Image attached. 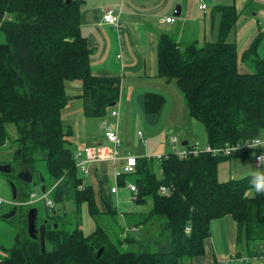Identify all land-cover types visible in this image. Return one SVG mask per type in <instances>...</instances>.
<instances>
[{"label": "trees", "instance_id": "obj_1", "mask_svg": "<svg viewBox=\"0 0 264 264\" xmlns=\"http://www.w3.org/2000/svg\"><path fill=\"white\" fill-rule=\"evenodd\" d=\"M83 4L84 0H0V30L6 35V42L0 43V151L12 149L9 159L0 163L12 165L5 174L21 190L22 201L32 192L18 174L29 171L34 180L38 175L46 192L52 189L55 202H71L76 212L86 204L97 226L86 235L80 218L69 230L60 225L62 216L54 206L46 205L43 253L40 238L29 234L24 205H18L17 214L7 220L20 228L0 264H184L206 254L212 221L226 216L237 223V245L244 239L248 257L262 259L259 250L251 251V243L264 240V174L219 177L220 163L238 153L204 152L180 159L170 152L169 158L154 157L159 175L153 157H138L133 202L149 205L147 211L120 213L105 196L101 206L95 188L84 183L72 132L63 126V110L70 102L67 83L80 81L85 115L103 119L119 100L120 78L93 74L91 49L81 31ZM212 12L220 15L217 40L181 43L169 34L160 36L158 74L177 82L189 117L204 124L209 145L222 147L264 135V57L257 53L264 32L243 54L253 60L254 69L242 72L237 44L228 40L239 19L236 5L218 4ZM164 103L162 94H146L148 113H158ZM127 177L119 179L120 186L126 185ZM161 186L168 187L169 194H161ZM117 215H123L127 227L115 241L99 220L112 217L119 224ZM45 220L37 219V224ZM156 226L158 232L151 233ZM240 254L239 250L236 260Z\"/></svg>", "mask_w": 264, "mask_h": 264}, {"label": "crops", "instance_id": "obj_2", "mask_svg": "<svg viewBox=\"0 0 264 264\" xmlns=\"http://www.w3.org/2000/svg\"><path fill=\"white\" fill-rule=\"evenodd\" d=\"M206 2L208 4L207 12L200 8V0H84L81 13V31L91 49L92 72L97 76L120 78L119 100L108 111L109 116L107 115L108 122L116 128L122 139L119 156L134 155L125 148L124 139L129 140L130 134L134 133L138 126H143L146 129V119L156 124L165 119L170 128L173 123H176L175 129L181 125L180 120L175 119L174 112H171L173 105L169 102L172 93L178 96L179 91L180 95L183 96L185 108H187L183 92L177 82L175 80L167 81L158 74V42L162 34H169L181 43L194 41L203 43L205 40H217L220 15L213 14L212 10L218 4L234 3L239 19L234 30L228 35V40L237 44L240 71L250 72L248 66H254L253 60L248 57L244 58L243 54L259 33L264 32V0H206ZM178 5L181 6V13L177 16L175 12ZM109 10H113L118 16L117 23L112 24L104 19V15ZM168 17L174 18V21H167ZM259 45L260 42L257 45V53L258 56L262 57L264 50H261ZM82 87L80 81L67 83V94L70 96V102L63 110L64 130H71L75 151L87 146L109 144L105 138V131L101 127V122L97 124L94 120L97 117H88L84 113L83 100L80 97ZM149 92L160 93L165 97V103L158 113H148L145 109V97ZM78 99L81 100V104L75 106ZM113 110L117 111V114H112ZM99 120L102 121L101 118ZM141 120H144L143 123L138 124ZM8 129L10 132H15L12 125H9ZM139 132L142 133L141 136ZM137 134L146 143V139H143L144 133L138 130ZM192 143L183 139L181 141L182 146L174 145L168 151L163 144L162 150H167L168 152L165 154H168ZM242 157H251L253 165L256 167L252 153L233 157L235 162H230L231 178L244 177L246 175L243 174L250 171V169H247L248 171L242 170L245 166L238 160ZM121 164L122 160L118 159L89 165V184L95 188L101 206L102 196L107 197L113 204L114 196L124 189L129 191L131 197L133 196L126 185L120 186L117 193L111 192L116 181L114 170L119 168ZM128 181L130 180L127 178L126 182ZM84 183L87 184L85 181ZM82 209H85L86 214L91 217L86 204L82 206ZM121 217L124 219L123 215ZM216 220L221 221L219 223L227 231L230 251H220L219 244L214 240L211 231V236L206 242V254L187 259L184 264H221L223 259H226L227 262L232 258L237 259V252L239 251L236 243L237 223L231 216ZM89 225L88 232L92 233L96 229V225L94 221L90 222ZM247 252L249 256L248 246ZM262 257L264 259V256Z\"/></svg>", "mask_w": 264, "mask_h": 264}, {"label": "rangeland", "instance_id": "obj_3", "mask_svg": "<svg viewBox=\"0 0 264 264\" xmlns=\"http://www.w3.org/2000/svg\"><path fill=\"white\" fill-rule=\"evenodd\" d=\"M6 42V35L5 33L0 30V43ZM261 50H264V35L260 38V45ZM264 57V52L261 55ZM250 71H252L254 68L253 66H248ZM173 97V98H171ZM180 97V98H179ZM179 98V99H178ZM180 100V101H179ZM76 105L79 106L81 104V100H76ZM172 104V110L171 112H174V117L176 120H180L181 125L175 129L176 123H173L171 128L168 126V124L165 122V119H162L160 123H151L149 119H146V129L143 128V126H138L135 128L134 133L130 134L129 140L124 139V145L125 148L129 149L134 155L136 156H146V157H156L158 155H163L171 148L174 146L170 142V134L175 135L179 138L180 143L178 146L181 145V141L183 139H187L190 142H196L200 141L203 143L202 145L207 143V132L204 124L196 119L190 118L188 116V109L185 108V104L183 101V96L180 95V92L178 91V96L176 94H171L170 96V102L169 104ZM175 107V111H174ZM109 116V115H108ZM106 116V121L107 117ZM95 122L99 124L101 120L99 118H94ZM144 120L139 121L138 124H142ZM171 129V131H170ZM138 130H141L144 133L143 139H146V143L143 142L138 137ZM12 131V130H11ZM11 134L15 136V132L12 131ZM165 144V147H167V150H162V145ZM182 149V148H180ZM10 148H6L0 151V162H4L9 159L10 153H11ZM237 160V159H236ZM240 162L244 164L245 168L242 169L244 171H248L247 169H250L249 172H246V174L243 175H248L249 173H263L264 174V167L259 169L256 168L253 165V161L251 157H242L240 159ZM230 162H235V159L232 160H224L220 163L219 165V177L221 180H228L230 179L231 176V169H230ZM4 164V163H0ZM247 165V166H246ZM39 169L43 172L45 171V165L43 163L40 164ZM154 170L156 173L159 175L161 172L160 169V164L159 162L154 158ZM80 175L84 178V181L89 184L88 180V175L81 174ZM130 181H134L135 176L133 174L128 175L127 177ZM42 179V176H41ZM34 182L36 183H29L30 186V201L33 199L34 201L31 204H27L23 206V210H25L27 213L30 208L36 207L38 208V220L39 223L45 220L44 218L47 216L46 214V200L43 197L44 192L42 191V186L43 184L39 182L38 180V175H36ZM52 190V189H51ZM49 190L48 192H50ZM35 194V197L32 198V195ZM0 196L5 200L3 204L0 205V257L6 256V252L4 249L10 248L13 243H14V235L16 232L19 231L20 226L17 225L14 221H9L7 219H10L9 217H6V214H8L12 208L13 204H11V201L13 200V192L11 188V184L9 181V177L4 173L0 171ZM49 198L54 199V195L52 192L49 193ZM113 205L116 206L119 210L120 213L130 211L131 210H144L147 211L149 209V205L145 206H137L136 203L133 202L131 198V194L127 189L122 190L118 195H115L113 198ZM54 202V208L55 212L58 215H61L62 218H60V225L67 226L69 230L74 229L77 224L80 222V218L83 221L82 223V229L84 234H88L89 231V224L90 222L95 223L97 226L95 220L93 217L88 216L86 214L85 209H81L79 212L75 211V205H73L71 202H68L66 206L62 202ZM20 212H22V209L18 212V215H20ZM17 214V213H16ZM117 220L114 221L112 217L110 219H102L100 218V224L103 226L114 238L115 241H117V238H119V233L125 230L126 222L122 217H119L117 215ZM53 218L50 219V222H52ZM70 222V223H69ZM221 221H213L212 226H211V231L212 234L214 235V240L219 244L220 251L221 250H226L230 251L229 247V238L227 235V231L224 230ZM43 224V223H42ZM151 233L156 234L158 232V227H153L149 229ZM144 230H141L140 232L143 233ZM152 234V235H154ZM244 239L242 242L239 243L238 245V250H240V255H242L241 258L238 260H232L227 262L226 259L222 260L221 264H264V259L257 258V257H248V252H247V246L244 244ZM217 244V245H218ZM251 251L254 250H259L263 255H264V240L262 241H254L251 243ZM261 246V247H260ZM127 248L126 246H124ZM232 258V257H230Z\"/></svg>", "mask_w": 264, "mask_h": 264}, {"label": "built area", "instance_id": "obj_4", "mask_svg": "<svg viewBox=\"0 0 264 264\" xmlns=\"http://www.w3.org/2000/svg\"><path fill=\"white\" fill-rule=\"evenodd\" d=\"M200 8L204 11H208V4L206 0H200ZM104 19L112 24L117 23L118 16L115 14L113 10H109L105 15ZM167 21H174V18L168 17ZM112 114H117V111L113 110ZM101 127L105 131V138L109 144H99L95 146H87L83 149L76 150L74 157L76 160V165L80 171L81 174L88 175L89 165L96 162H102L107 160L116 161L118 159L122 160V164L119 168H116L114 170V176H115V182L114 185L111 188L112 193H117L120 189L119 185V179L124 175H130L133 174L136 170V166L138 163V157L132 154H128L124 157L119 156V148L122 145V139L116 130V128L110 124L106 119H102L101 121ZM139 135L141 136L142 133L139 132ZM170 142L173 145H178L180 143V140L177 136L170 134ZM211 153L212 155H225V156H231L233 154H249L252 153L254 155L255 164L256 167L261 169L264 167V135L257 136L255 138H252L250 140H246L241 143L237 144H226L222 147H212L208 143L205 145H202L201 142L196 141L192 144H189L186 147H183L182 149H175L172 151L173 154L178 156L180 159H186L190 155H199L200 153ZM170 154H164V155H158L155 158L157 160H162L164 158H169ZM126 186L129 188V190L133 193V196L131 197L132 200L136 199V194L138 192V186L135 182H126ZM160 193L161 194H169V188L166 186L160 187ZM51 192V191H50ZM44 193V198L46 200V205L49 208H52L54 206V202L52 198H49V193ZM35 197V194L32 195V198ZM34 200L31 201H21L17 202L16 200L11 201L10 203L15 205H27L31 204ZM5 200L0 196V205L3 204ZM190 228H188L189 230ZM263 259V257H262ZM233 258L230 260L232 261Z\"/></svg>", "mask_w": 264, "mask_h": 264}, {"label": "water", "instance_id": "obj_5", "mask_svg": "<svg viewBox=\"0 0 264 264\" xmlns=\"http://www.w3.org/2000/svg\"><path fill=\"white\" fill-rule=\"evenodd\" d=\"M69 1L70 0H68V2ZM180 13H181V6L178 5L176 8L175 15L178 16L180 15ZM115 104L116 103L114 102L111 104V106H114ZM0 171L4 173H10L12 171V165L9 163L0 164ZM18 177L27 183H32L34 180L33 174L30 173L29 171H21L18 174ZM42 180L44 179L42 178ZM10 184H11V188L13 192V200H16L17 202H21L23 198L21 190L17 187L15 182L10 181ZM42 191L44 193L46 192V188L44 185L42 186ZM17 211H18V204H15L13 209L8 214H6V217H9V218L13 217L14 215H16ZM27 218H28V230H29L30 236L34 239L40 238L41 250L43 253H46L47 244H46L45 235H46V229H47V220H45L44 223L40 225V227H38V224H37L38 208L36 207H32L29 209ZM102 251H103V248L99 250L98 255H101Z\"/></svg>", "mask_w": 264, "mask_h": 264}, {"label": "flooded vegetation", "instance_id": "obj_6", "mask_svg": "<svg viewBox=\"0 0 264 264\" xmlns=\"http://www.w3.org/2000/svg\"><path fill=\"white\" fill-rule=\"evenodd\" d=\"M40 225H42V224H38V227H40Z\"/></svg>", "mask_w": 264, "mask_h": 264}, {"label": "bare ground", "instance_id": "obj_7", "mask_svg": "<svg viewBox=\"0 0 264 264\" xmlns=\"http://www.w3.org/2000/svg\"><path fill=\"white\" fill-rule=\"evenodd\" d=\"M185 146V145H184Z\"/></svg>", "mask_w": 264, "mask_h": 264}]
</instances>
